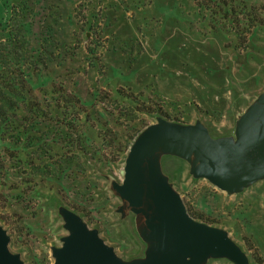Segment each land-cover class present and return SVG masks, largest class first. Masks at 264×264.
Wrapping results in <instances>:
<instances>
[{"label": "rangeland", "instance_id": "obj_1", "mask_svg": "<svg viewBox=\"0 0 264 264\" xmlns=\"http://www.w3.org/2000/svg\"><path fill=\"white\" fill-rule=\"evenodd\" d=\"M212 1L49 0L41 20L48 19L66 52L57 60L54 56L49 75L84 101L92 100L98 89L108 90L117 79L120 86L141 96L144 109H159L168 119L186 124L199 122L214 140L234 141L238 115L264 93V53H257L264 51V35L254 42L257 49L249 51L262 62L244 55L234 59L206 27ZM200 2L205 7H198ZM104 108L114 106L104 102ZM113 110L107 122L125 153L112 152L114 161L100 175L88 169L86 185L73 183L61 204L48 197L0 208L9 251L18 254L23 264L53 263L51 248L60 247L67 235L60 207L96 230L120 259L144 257L146 243L137 228L142 217L117 211L121 200L107 189L106 176L121 181L132 138L158 118L133 111L126 119L123 111ZM158 170L196 221L226 230L249 264H264V174L242 191L228 194L194 177L188 162L176 152H162ZM202 264L234 263L226 257H209Z\"/></svg>", "mask_w": 264, "mask_h": 264}, {"label": "trees", "instance_id": "obj_2", "mask_svg": "<svg viewBox=\"0 0 264 264\" xmlns=\"http://www.w3.org/2000/svg\"><path fill=\"white\" fill-rule=\"evenodd\" d=\"M48 2L2 0L0 6V208L48 197L61 204L73 183L86 185L88 169L100 175L114 161L112 152L125 153L107 122L113 109L123 111L126 119L134 111L170 120L159 109H144L141 96L117 79L84 101L52 78L49 63L66 52L48 19L41 20ZM211 5L206 27L223 50L234 59L244 55L262 62L249 51L257 49L254 42L264 35V0H213ZM104 102L114 108L101 109Z\"/></svg>", "mask_w": 264, "mask_h": 264}, {"label": "water", "instance_id": "obj_3", "mask_svg": "<svg viewBox=\"0 0 264 264\" xmlns=\"http://www.w3.org/2000/svg\"><path fill=\"white\" fill-rule=\"evenodd\" d=\"M164 151L183 157L191 174L222 192L233 194L264 174V93L238 115L235 140H214L199 122L176 123L158 118L131 143L121 181L106 176L107 189L121 200L117 211L142 217L137 228L146 243L144 257L121 260L73 211L60 207L67 235L52 247V264H202L226 257L249 264L247 255L224 229L196 221L178 192L158 170ZM10 237L0 226V264H23L9 251Z\"/></svg>", "mask_w": 264, "mask_h": 264}, {"label": "crops", "instance_id": "obj_4", "mask_svg": "<svg viewBox=\"0 0 264 264\" xmlns=\"http://www.w3.org/2000/svg\"><path fill=\"white\" fill-rule=\"evenodd\" d=\"M146 249V248H145Z\"/></svg>", "mask_w": 264, "mask_h": 264}]
</instances>
